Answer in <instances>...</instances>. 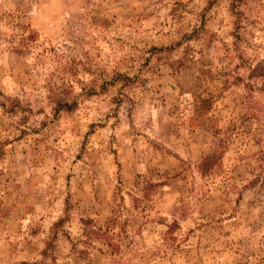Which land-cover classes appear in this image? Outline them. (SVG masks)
Masks as SVG:
<instances>
[{
	"label": "rangeland",
	"instance_id": "rangeland-1",
	"mask_svg": "<svg viewBox=\"0 0 264 264\" xmlns=\"http://www.w3.org/2000/svg\"><path fill=\"white\" fill-rule=\"evenodd\" d=\"M0 264H264V0H0Z\"/></svg>",
	"mask_w": 264,
	"mask_h": 264
}]
</instances>
